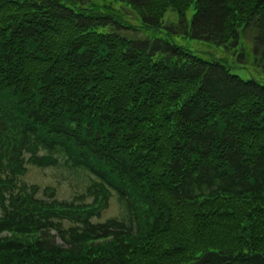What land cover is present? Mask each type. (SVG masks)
<instances>
[{"label":"trees","instance_id":"1","mask_svg":"<svg viewBox=\"0 0 264 264\" xmlns=\"http://www.w3.org/2000/svg\"><path fill=\"white\" fill-rule=\"evenodd\" d=\"M120 1L141 25L113 0H0V264H264V0ZM28 164L85 191L62 200ZM114 194L123 216L94 220Z\"/></svg>","mask_w":264,"mask_h":264},{"label":"rangeland","instance_id":"2","mask_svg":"<svg viewBox=\"0 0 264 264\" xmlns=\"http://www.w3.org/2000/svg\"><path fill=\"white\" fill-rule=\"evenodd\" d=\"M85 2V6L88 8H97L99 10L104 11L100 6L104 3L112 2V0H83ZM79 2V1H78ZM115 2L113 5L122 12V17H124V21L127 23H131L134 25H141L139 17L130 9L127 8V4L120 0H113ZM194 13V9L190 8L187 14V19L191 20ZM177 20V15L170 8L165 15L164 22L171 23ZM115 28L121 34L133 38V39H153L154 37H160L167 33V29L165 27L152 29V28H140L139 31H134L128 28H118L115 25L111 26L110 29ZM256 33V30L253 27H249L242 33L241 46H248L252 41V37ZM176 43L184 46L189 49L196 55H201L205 58H212L215 56L217 58L222 59L227 65H231V69L233 72L242 75L243 78H249L252 74L257 78H260V75L255 70H248L251 66L245 68H239V64L236 63V54L239 49L236 46L231 47L230 49H226L223 46L216 45L214 43L206 42L204 40H199L192 38L190 36L177 35L174 34ZM251 48V46H250ZM235 51V52H234ZM252 73V74H251ZM75 174L73 171L65 168H55V167H47L42 168L33 164H28V172L24 176V180L27 183L38 184L41 187L51 186L57 189V196L62 199H73L74 196L85 191V178L83 176H79ZM123 211L121 206L119 205L117 194L110 200L109 207L102 213L100 219L95 218L96 221H104L111 217H122Z\"/></svg>","mask_w":264,"mask_h":264}]
</instances>
